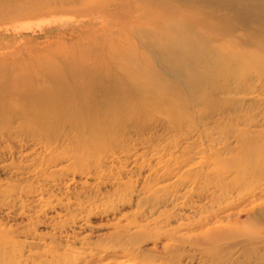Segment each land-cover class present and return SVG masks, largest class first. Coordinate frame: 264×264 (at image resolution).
Masks as SVG:
<instances>
[{"label": "rangeland", "instance_id": "obj_1", "mask_svg": "<svg viewBox=\"0 0 264 264\" xmlns=\"http://www.w3.org/2000/svg\"><path fill=\"white\" fill-rule=\"evenodd\" d=\"M90 15H0V58L73 48L71 36L100 33L101 15L112 17L98 11L93 25ZM256 66H231L237 75L215 79L228 88L193 103L176 128L165 114L151 117L137 140H109L76 168L42 162L50 152L39 145L29 143L27 156L21 140L0 144V231L8 238L0 264H264L256 243L264 236V76Z\"/></svg>", "mask_w": 264, "mask_h": 264}, {"label": "bare ground", "instance_id": "obj_2", "mask_svg": "<svg viewBox=\"0 0 264 264\" xmlns=\"http://www.w3.org/2000/svg\"><path fill=\"white\" fill-rule=\"evenodd\" d=\"M18 1L0 0L1 18L68 8L91 14L95 25L94 13L112 15H101L100 33L78 36L83 40L71 36L73 48L0 58V144L21 140L27 156L34 150L29 143L44 147L50 156L42 162L59 168H76L109 140H137L133 135L151 117L165 114L176 128L193 103L213 101L215 90L228 88L215 79L237 75L231 66L249 62L264 76L258 53L264 48V0ZM243 42L256 49L241 50ZM227 43L238 50L225 51ZM7 242L0 231V255ZM256 243L264 244V236Z\"/></svg>", "mask_w": 264, "mask_h": 264}]
</instances>
